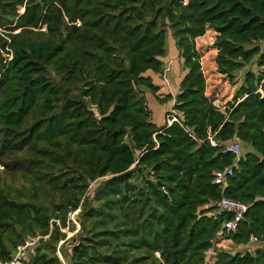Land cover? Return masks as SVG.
Masks as SVG:
<instances>
[{"label": "trees", "instance_id": "16d2710c", "mask_svg": "<svg viewBox=\"0 0 264 264\" xmlns=\"http://www.w3.org/2000/svg\"><path fill=\"white\" fill-rule=\"evenodd\" d=\"M208 27L217 70L245 69L226 105L207 94ZM169 36L186 73L161 95ZM147 91L182 124L153 121ZM210 134L243 145L230 235L211 203L235 155ZM0 164V264L27 240L25 264H264V0H0Z\"/></svg>", "mask_w": 264, "mask_h": 264}, {"label": "rangeland", "instance_id": "374dc122", "mask_svg": "<svg viewBox=\"0 0 264 264\" xmlns=\"http://www.w3.org/2000/svg\"><path fill=\"white\" fill-rule=\"evenodd\" d=\"M20 10L23 11V8H20ZM216 35L217 32L212 27H208L205 34L196 39V45L202 54L201 62L207 79V94L214 99V103L226 105L228 101H231L233 99L234 93L238 85L243 80L245 69L238 71L234 80L230 79L229 76L221 74L217 70L215 60L218 52V49L215 45ZM163 59L166 66V70L162 74H154V79L160 83H163V87L166 89V91H170L176 94L178 82L180 81L181 77L183 78L186 73V70L182 67V60L179 56L175 40L172 36L168 37L167 54ZM247 67H252L256 69L255 64H250ZM167 69L172 70L174 72V79L168 76L170 71L167 72ZM147 102L150 110L152 111L153 118L155 119V121L157 123L164 122L165 118H163L162 120L158 118L157 110L162 109L164 106L166 108L169 107L171 102L167 101L164 104H161L160 100L153 93L147 94ZM0 169H3V166L1 164ZM71 217L73 221L76 222L77 229H79L77 217L75 215H71ZM64 231L68 233V236H71L74 233L69 230V227L64 228ZM217 247L225 248L233 252L244 249L240 246H236L229 238L220 239L217 243ZM59 255L61 256L65 264H67V261L63 258L61 252H59ZM214 255L215 251L214 249H211L208 252L209 260L213 261Z\"/></svg>", "mask_w": 264, "mask_h": 264}, {"label": "built area", "instance_id": "2783aa9c", "mask_svg": "<svg viewBox=\"0 0 264 264\" xmlns=\"http://www.w3.org/2000/svg\"><path fill=\"white\" fill-rule=\"evenodd\" d=\"M216 104L219 105L218 103ZM165 120L167 122V127L171 126L174 122L182 124L181 119L174 111L166 113ZM191 135L195 138L193 133H191ZM208 139L212 146L221 148L223 152H230L235 155V161L232 165H228L215 172L213 183L220 186L223 196L218 201L211 203V205L214 207V214L218 215L222 213H231L233 215V218L224 221L222 226L224 235H230L238 231L239 225L244 219L245 213L250 206L245 202L228 197L224 194L226 188L229 186V178L234 174V171L243 156V145L239 141L222 142L216 138L215 134H210ZM78 212L79 209L71 212V215L76 216ZM78 224L80 227L79 222ZM34 243L35 241L27 240L25 244L20 245L17 250V255L14 256V259L5 264H25L24 258L28 255V248Z\"/></svg>", "mask_w": 264, "mask_h": 264}, {"label": "crops", "instance_id": "0c3cea01", "mask_svg": "<svg viewBox=\"0 0 264 264\" xmlns=\"http://www.w3.org/2000/svg\"><path fill=\"white\" fill-rule=\"evenodd\" d=\"M168 71H170L169 72V74H168V76L169 77H171L172 79H174V77H175V75H174V72L172 71V70H169V69H167V72ZM168 77V78H169ZM182 80V77L180 78V81ZM180 81L178 82V88H177V92H176V94L179 92V85H180ZM158 82V81H157ZM160 85H161V90L159 91V93L160 94H166V93H172V92H170V91H166V89L163 87V83H160V82H158ZM148 93H152V92H149V91H147L145 94H146V98H147V94ZM154 94V93H153ZM173 95H176L175 93H172ZM155 95V94H154ZM156 96V95H155ZM171 102V104H170V106L169 107H163L162 109H158L157 110V116H158V118H160L161 120L163 119V118H165L166 119V112H171V111H173V107H174V104H175V99H170V100H168V102ZM161 104H162V102H161ZM164 104V103H163ZM218 104H220V103H218ZM168 112V113H169ZM152 119H153V121H155V119L153 118V114H152ZM156 122V121H155ZM157 123V122H156ZM164 122H160V123H158V124H163Z\"/></svg>", "mask_w": 264, "mask_h": 264}, {"label": "water", "instance_id": "95a60500", "mask_svg": "<svg viewBox=\"0 0 264 264\" xmlns=\"http://www.w3.org/2000/svg\"><path fill=\"white\" fill-rule=\"evenodd\" d=\"M14 255H17V251L14 252Z\"/></svg>", "mask_w": 264, "mask_h": 264}]
</instances>
